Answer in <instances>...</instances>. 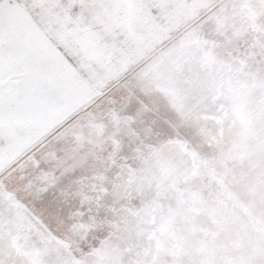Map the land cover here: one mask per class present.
Instances as JSON below:
<instances>
[{"label":"rangeland","instance_id":"obj_1","mask_svg":"<svg viewBox=\"0 0 264 264\" xmlns=\"http://www.w3.org/2000/svg\"><path fill=\"white\" fill-rule=\"evenodd\" d=\"M34 20L126 67L3 149L0 264H264V0H0Z\"/></svg>","mask_w":264,"mask_h":264},{"label":"crops","instance_id":"obj_2","mask_svg":"<svg viewBox=\"0 0 264 264\" xmlns=\"http://www.w3.org/2000/svg\"><path fill=\"white\" fill-rule=\"evenodd\" d=\"M84 21L80 19L75 22L81 25ZM41 23V20L15 25L0 22L1 158L13 154L12 150H3L9 146V141L22 139L25 132L32 129V125L41 123L42 108L76 106L72 100L79 98V69L85 70V76H101L100 70L108 66L109 69L113 66L114 75L126 67L125 58H121L120 62L119 57L117 62L115 58L112 61L109 48L103 44L97 47L96 58H88L86 55L93 50V46H88L87 40L85 43L79 42L81 38L72 20L54 21V30L60 40L58 44L52 41V33L47 32L48 38L45 32H41ZM81 54L91 60V65L81 63ZM89 68L97 72L86 71ZM67 84L69 93L66 94ZM49 114L53 115L51 112Z\"/></svg>","mask_w":264,"mask_h":264}]
</instances>
